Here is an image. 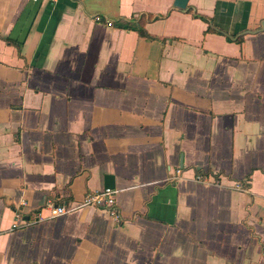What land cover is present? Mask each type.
Returning <instances> with one entry per match:
<instances>
[{
	"label": "crops",
	"instance_id": "obj_1",
	"mask_svg": "<svg viewBox=\"0 0 264 264\" xmlns=\"http://www.w3.org/2000/svg\"><path fill=\"white\" fill-rule=\"evenodd\" d=\"M173 2L0 0V264H264V0Z\"/></svg>",
	"mask_w": 264,
	"mask_h": 264
},
{
	"label": "built area",
	"instance_id": "obj_2",
	"mask_svg": "<svg viewBox=\"0 0 264 264\" xmlns=\"http://www.w3.org/2000/svg\"><path fill=\"white\" fill-rule=\"evenodd\" d=\"M33 2L46 1L49 3H55L58 0H32ZM26 204L24 202L20 203V205L14 211V221L12 224V228H19L20 224L24 222V214L22 212V208ZM83 205L91 206L94 208H99L105 210L110 217L114 220H119V210L116 201V191L111 188H104L101 191H96L93 193H89L85 196ZM45 207L50 211L51 218L58 217L67 212V209L64 205L57 206L51 199H48L45 203ZM39 218V214H36Z\"/></svg>",
	"mask_w": 264,
	"mask_h": 264
},
{
	"label": "water",
	"instance_id": "obj_3",
	"mask_svg": "<svg viewBox=\"0 0 264 264\" xmlns=\"http://www.w3.org/2000/svg\"><path fill=\"white\" fill-rule=\"evenodd\" d=\"M188 0H174L173 7L178 10H185Z\"/></svg>",
	"mask_w": 264,
	"mask_h": 264
},
{
	"label": "trees",
	"instance_id": "obj_4",
	"mask_svg": "<svg viewBox=\"0 0 264 264\" xmlns=\"http://www.w3.org/2000/svg\"><path fill=\"white\" fill-rule=\"evenodd\" d=\"M56 197L57 196H54L53 198L51 197V199L53 200V202H54L55 205L60 206V205H64L65 204L61 200H58ZM66 204H67V202H66ZM66 209H67V207H66Z\"/></svg>",
	"mask_w": 264,
	"mask_h": 264
}]
</instances>
